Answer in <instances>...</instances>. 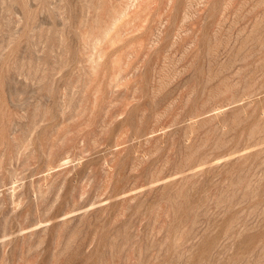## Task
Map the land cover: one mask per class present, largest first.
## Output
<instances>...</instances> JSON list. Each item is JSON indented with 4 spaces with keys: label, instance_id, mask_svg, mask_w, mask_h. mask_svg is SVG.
Listing matches in <instances>:
<instances>
[{
    "label": "rangeland",
    "instance_id": "374dc122",
    "mask_svg": "<svg viewBox=\"0 0 264 264\" xmlns=\"http://www.w3.org/2000/svg\"><path fill=\"white\" fill-rule=\"evenodd\" d=\"M0 264H264V0H0Z\"/></svg>",
    "mask_w": 264,
    "mask_h": 264
}]
</instances>
